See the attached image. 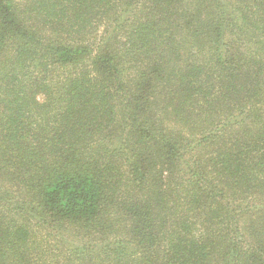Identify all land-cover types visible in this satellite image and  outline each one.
Returning a JSON list of instances; mask_svg holds the SVG:
<instances>
[{
	"label": "trees",
	"instance_id": "1",
	"mask_svg": "<svg viewBox=\"0 0 264 264\" xmlns=\"http://www.w3.org/2000/svg\"><path fill=\"white\" fill-rule=\"evenodd\" d=\"M0 264H264V0H0Z\"/></svg>",
	"mask_w": 264,
	"mask_h": 264
},
{
	"label": "rangeland",
	"instance_id": "2",
	"mask_svg": "<svg viewBox=\"0 0 264 264\" xmlns=\"http://www.w3.org/2000/svg\"><path fill=\"white\" fill-rule=\"evenodd\" d=\"M43 98V97H42Z\"/></svg>",
	"mask_w": 264,
	"mask_h": 264
}]
</instances>
